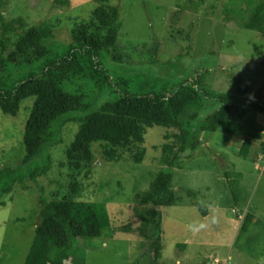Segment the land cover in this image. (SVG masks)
Instances as JSON below:
<instances>
[{"label": "rangeland", "instance_id": "1", "mask_svg": "<svg viewBox=\"0 0 264 264\" xmlns=\"http://www.w3.org/2000/svg\"><path fill=\"white\" fill-rule=\"evenodd\" d=\"M260 1L111 0L123 5L119 52L124 62L121 70L109 59L105 65L129 78L130 69L134 76L142 72L145 76L137 78L139 87L149 75L190 83L203 96L198 106L206 111L219 106L214 97L217 92L236 94L239 102L260 93L264 101V36L240 26ZM70 3L62 10L53 6L52 0H0V14L9 21L21 18L24 27L47 20L55 29V38L65 43L71 40L73 22L88 18L97 4L96 0ZM191 24L189 43L185 31ZM177 66L179 70L174 71ZM9 73L11 80L19 75L17 70ZM245 87L250 89L245 94L238 91ZM33 100L22 101L17 117L0 109V169L22 158V134ZM240 108L230 120L250 133L215 132L206 139L203 134L198 149L191 157L183 156L173 169L178 198L163 208L161 263L264 264V114L239 117ZM77 128V122L67 123L62 128L63 143L52 147L53 182H49V174L39 178L48 200L53 192L68 190L64 154ZM177 132L159 125L148 128L141 163L129 158L110 162L101 146L94 144L96 160L88 173L78 176L81 185L76 197L104 203L111 229L105 238H78L65 259L68 264L147 263L142 259L147 257L143 241L120 227L135 224L131 206L165 166L162 146L173 143L171 135ZM247 137L251 146L244 155L240 151ZM39 198L38 187L4 196L6 205L0 206V264H24L41 219ZM194 201L208 208L210 220L202 216ZM247 212L254 215L252 225L240 235L238 229Z\"/></svg>", "mask_w": 264, "mask_h": 264}, {"label": "trees", "instance_id": "2", "mask_svg": "<svg viewBox=\"0 0 264 264\" xmlns=\"http://www.w3.org/2000/svg\"><path fill=\"white\" fill-rule=\"evenodd\" d=\"M96 2L88 18L73 22L71 40L65 43L55 38V29L47 20L24 27L21 18L9 21L0 14V109L5 115L17 117L22 101L34 97L22 134V158L0 169V206L6 205L4 196L14 190L38 187L40 193L41 219L24 264H68L65 259L78 238H105V232L111 229L106 206L77 199L81 185L78 176L88 173L95 162L94 144L101 146L110 162L129 158L141 163L146 153L144 135L154 125L178 132L171 135L173 143L162 146L165 166L131 206L135 224L127 223L120 230L143 241L147 257L143 255L142 259L146 264H163V208L172 206L178 198L173 187L175 166L183 156L191 157L202 144L203 134L206 139L215 132L250 133L230 120L241 105L239 117L264 114L260 93L239 102L236 94L217 92L214 97L219 106L206 111L198 106L203 96L190 83L149 75L150 79L139 87L137 78L141 79L142 72L134 76L130 69L129 78L111 71L105 65L107 59L117 63L118 70L123 69L124 56L119 52L123 5L111 0ZM52 5L64 10L71 3L52 0ZM240 26L264 36V0ZM193 27L191 24L185 31L189 43ZM190 50L191 45L187 52ZM12 70L19 75L11 80ZM249 90L238 88L242 94ZM69 122H77L78 128L64 154L68 190H57L48 200L39 178L50 175V183L55 179L51 175V151L63 143L62 128ZM231 124L235 125L228 128ZM250 146L251 138L247 137L240 152L246 155ZM194 204L203 217L207 216L208 208L196 201ZM253 218L252 212L245 213L240 235L249 230Z\"/></svg>", "mask_w": 264, "mask_h": 264}, {"label": "crops", "instance_id": "3", "mask_svg": "<svg viewBox=\"0 0 264 264\" xmlns=\"http://www.w3.org/2000/svg\"><path fill=\"white\" fill-rule=\"evenodd\" d=\"M210 215V212L207 214V216H204V217H206L207 218V220L209 219V216ZM210 220V219H209Z\"/></svg>", "mask_w": 264, "mask_h": 264}]
</instances>
